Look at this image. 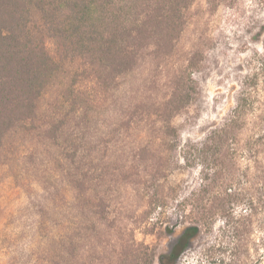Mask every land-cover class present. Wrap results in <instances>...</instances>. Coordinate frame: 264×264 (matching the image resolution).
<instances>
[{
    "label": "trees",
    "instance_id": "trees-1",
    "mask_svg": "<svg viewBox=\"0 0 264 264\" xmlns=\"http://www.w3.org/2000/svg\"><path fill=\"white\" fill-rule=\"evenodd\" d=\"M195 1L0 0V166L54 172L59 194L49 192L53 183L35 184L48 194L52 226L63 207L60 249L73 264L109 250L107 264H175L217 219L244 243L254 232L264 264V36L227 117L182 141L172 119L199 94L193 72L203 51L193 48L182 64L173 56ZM205 1L212 11L219 4ZM156 71L166 72L161 84ZM174 166L198 173L179 198L165 191ZM126 191L142 204L137 223L175 202L187 225L167 251L156 254L133 227L109 243Z\"/></svg>",
    "mask_w": 264,
    "mask_h": 264
},
{
    "label": "rangeland",
    "instance_id": "rangeland-1",
    "mask_svg": "<svg viewBox=\"0 0 264 264\" xmlns=\"http://www.w3.org/2000/svg\"><path fill=\"white\" fill-rule=\"evenodd\" d=\"M218 2L217 8L212 11L205 0L195 1L189 9V23L173 56L174 62L182 64L193 48L203 51L199 68L193 72L199 94L190 106L172 119L182 141L203 138L210 128L227 117L234 104L233 95L239 77L246 71L245 60L253 49L261 47L257 38L264 36V0ZM152 73L161 84L166 72ZM138 76L140 73L131 78L132 85L140 84ZM173 168L165 179V191L179 198L197 185L198 173L195 168ZM53 174L48 171L38 175L27 173L14 162L0 166V264L75 262L70 261L60 249L63 207L62 210L58 208L52 226L51 212L47 207L48 194L35 184L39 180L42 186L48 188L53 183L56 187L49 192L59 194L61 183ZM124 194L126 204L116 209L109 243H113L116 230H121L122 237L127 238L124 230L133 227L135 238L148 244L156 254L167 251L187 225L177 222L179 213L175 210V202L172 200L163 212L159 208L152 210L149 223H137L136 217L143 209L142 204L127 191ZM173 224H176L173 232L169 233L167 227ZM231 232L221 219L202 227L175 264H258L256 234H248L244 243L234 238ZM53 234L56 239L51 241ZM84 241L86 245V239ZM110 252L97 254L85 251L76 264H107L112 258ZM155 264L158 262L155 261Z\"/></svg>",
    "mask_w": 264,
    "mask_h": 264
}]
</instances>
